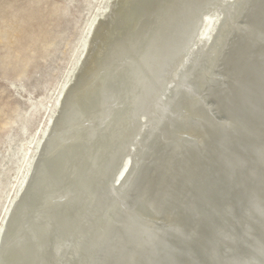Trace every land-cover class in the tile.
Instances as JSON below:
<instances>
[{
  "label": "bare ground",
  "instance_id": "bare-ground-1",
  "mask_svg": "<svg viewBox=\"0 0 264 264\" xmlns=\"http://www.w3.org/2000/svg\"><path fill=\"white\" fill-rule=\"evenodd\" d=\"M82 40L0 264H264V0H109Z\"/></svg>",
  "mask_w": 264,
  "mask_h": 264
},
{
  "label": "rangeland",
  "instance_id": "rangeland-1",
  "mask_svg": "<svg viewBox=\"0 0 264 264\" xmlns=\"http://www.w3.org/2000/svg\"><path fill=\"white\" fill-rule=\"evenodd\" d=\"M108 3L0 0V224L55 97L74 73L82 39Z\"/></svg>",
  "mask_w": 264,
  "mask_h": 264
},
{
  "label": "water",
  "instance_id": "water-1",
  "mask_svg": "<svg viewBox=\"0 0 264 264\" xmlns=\"http://www.w3.org/2000/svg\"><path fill=\"white\" fill-rule=\"evenodd\" d=\"M211 3L205 8V11H202L201 13H207L208 11H210V9H213V8H215L216 6H215V2H213V1H210ZM201 25H202V23H201ZM191 54H192V52H191ZM191 58V57H190ZM254 121H257V120H254ZM245 138H247L246 136H245ZM133 150V149H132ZM131 156L133 157V159H136L137 157L134 155V154H131ZM134 160H132V161H130V163H129V165H128V167H127V169H126V171H125V173H123V175L119 178V180L118 181H116V185L118 186L121 182H122V180H124V177L126 176V173L128 172V170L130 169V168H132V166H133V162ZM220 167V166H219ZM218 166H217V168H219ZM219 170V169H218ZM220 170L221 171H223L224 173L223 174H221L220 176L222 177L221 178V180H217V181H211L210 180V182H212V183H214V182H221V181H226L229 177V173H228V170H227V168L225 169V168H220ZM217 184V183H216ZM235 188V186H233L232 185V188H231V191H233V189ZM239 194L241 195V191H239ZM58 239H59V237H58ZM60 240V239H59ZM199 244H201V243H199ZM193 248H195L196 249V247L194 246ZM198 248H199V252H200V254L202 255V256H204V255H206V257H208V251H209V246H207V244L206 245H198ZM222 260H223V257H222ZM211 262V261H210ZM212 263V262H211ZM225 263V262H224ZM218 264H219V262H218ZM220 264H222V262L220 261Z\"/></svg>",
  "mask_w": 264,
  "mask_h": 264
}]
</instances>
